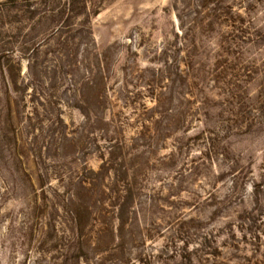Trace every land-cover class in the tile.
Instances as JSON below:
<instances>
[{"label": "rangeland", "instance_id": "374dc122", "mask_svg": "<svg viewBox=\"0 0 264 264\" xmlns=\"http://www.w3.org/2000/svg\"><path fill=\"white\" fill-rule=\"evenodd\" d=\"M0 58V264H264V0H0Z\"/></svg>", "mask_w": 264, "mask_h": 264}, {"label": "trees", "instance_id": "16d2710c", "mask_svg": "<svg viewBox=\"0 0 264 264\" xmlns=\"http://www.w3.org/2000/svg\"><path fill=\"white\" fill-rule=\"evenodd\" d=\"M8 61H7V63H8ZM16 73H17V71L12 73L13 80H15V74ZM9 121H10L9 127L11 129L13 127L12 113L9 114L8 122ZM9 127L6 124V132H7L6 137L8 138L9 145L11 143H13L12 144L13 146L11 147V148H13V151H16V148H17V140H16L17 134L15 133L11 137L10 136V132L11 131H10ZM85 183L86 182L84 180L80 183L82 189H84V190L87 189L86 186L84 185ZM73 197H75V199H76L75 202L71 199V204H73L74 206L71 205V208L68 209L69 210L68 212H69V214H71L73 222H74V232H73L72 238H73V241L78 242V245L76 246V249L77 250L80 249L81 253H83V251L85 249L84 238H87L88 234H86V232H85V228L83 226V221L81 219H82L83 216H86L87 214H91V213H89V207L88 206L84 207V200L82 199V197H80V193L75 194ZM132 199L133 198H132L131 195H129V197L127 196V202L128 203H130V201ZM76 257L81 258L80 254L79 255L76 254Z\"/></svg>", "mask_w": 264, "mask_h": 264}]
</instances>
